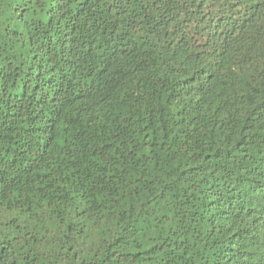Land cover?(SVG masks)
<instances>
[{"label": "trees", "instance_id": "1", "mask_svg": "<svg viewBox=\"0 0 264 264\" xmlns=\"http://www.w3.org/2000/svg\"><path fill=\"white\" fill-rule=\"evenodd\" d=\"M0 264H264V0H0Z\"/></svg>", "mask_w": 264, "mask_h": 264}]
</instances>
